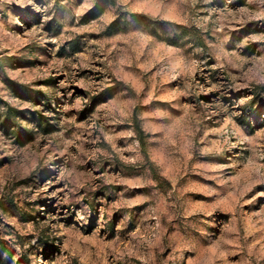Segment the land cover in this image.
Here are the masks:
<instances>
[{"label":"rangeland","instance_id":"rangeland-1","mask_svg":"<svg viewBox=\"0 0 264 264\" xmlns=\"http://www.w3.org/2000/svg\"><path fill=\"white\" fill-rule=\"evenodd\" d=\"M97 1L0 0V264H264V0Z\"/></svg>","mask_w":264,"mask_h":264},{"label":"trees","instance_id":"trees-1","mask_svg":"<svg viewBox=\"0 0 264 264\" xmlns=\"http://www.w3.org/2000/svg\"><path fill=\"white\" fill-rule=\"evenodd\" d=\"M104 8H105V4H103L100 0H98L96 6L91 11L93 13V18L100 16L104 11ZM117 22L118 20H114L111 25L115 26Z\"/></svg>","mask_w":264,"mask_h":264}]
</instances>
